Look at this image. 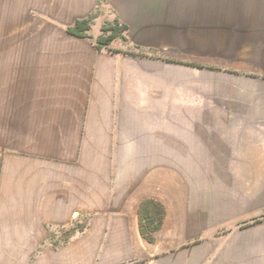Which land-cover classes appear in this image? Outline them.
Listing matches in <instances>:
<instances>
[{
    "label": "crops",
    "instance_id": "crops-1",
    "mask_svg": "<svg viewBox=\"0 0 264 264\" xmlns=\"http://www.w3.org/2000/svg\"><path fill=\"white\" fill-rule=\"evenodd\" d=\"M0 264H264V0H0Z\"/></svg>",
    "mask_w": 264,
    "mask_h": 264
},
{
    "label": "trees",
    "instance_id": "trees-1",
    "mask_svg": "<svg viewBox=\"0 0 264 264\" xmlns=\"http://www.w3.org/2000/svg\"><path fill=\"white\" fill-rule=\"evenodd\" d=\"M95 17H90L89 19H85V20H77L75 22V24L69 28V33L77 36L81 39H85V38H91L90 36V31H91V24H92V20ZM128 32V28L126 26H121L119 25L117 22L114 24H105L102 28V36L100 38H97V46L98 49L102 50L104 48H108L110 49L111 44L115 41V40H120L124 43H127V37L126 34ZM110 51L117 53V54H131V55H136L133 52H123V51H117V50H112L110 49ZM136 56H142V55H136ZM193 65V64H192ZM194 66V65H193ZM257 220H255V222H257ZM154 230L150 228V226H145L142 225V235L148 239L150 242L153 241L152 239V232ZM72 232H75L74 230H72ZM69 235L66 234V236Z\"/></svg>",
    "mask_w": 264,
    "mask_h": 264
},
{
    "label": "rangeland",
    "instance_id": "rangeland-1",
    "mask_svg": "<svg viewBox=\"0 0 264 264\" xmlns=\"http://www.w3.org/2000/svg\"><path fill=\"white\" fill-rule=\"evenodd\" d=\"M110 49H112V50H117V51H118V50H121V49H117L116 47H113V48L111 47Z\"/></svg>",
    "mask_w": 264,
    "mask_h": 264
}]
</instances>
